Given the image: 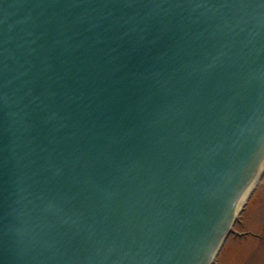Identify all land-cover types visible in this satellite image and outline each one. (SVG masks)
Returning <instances> with one entry per match:
<instances>
[{
  "label": "water",
  "instance_id": "obj_1",
  "mask_svg": "<svg viewBox=\"0 0 264 264\" xmlns=\"http://www.w3.org/2000/svg\"><path fill=\"white\" fill-rule=\"evenodd\" d=\"M263 161L264 0H0V264H211Z\"/></svg>",
  "mask_w": 264,
  "mask_h": 264
},
{
  "label": "rangeland",
  "instance_id": "obj_2",
  "mask_svg": "<svg viewBox=\"0 0 264 264\" xmlns=\"http://www.w3.org/2000/svg\"><path fill=\"white\" fill-rule=\"evenodd\" d=\"M213 264H264V171Z\"/></svg>",
  "mask_w": 264,
  "mask_h": 264
},
{
  "label": "bare ground",
  "instance_id": "obj_3",
  "mask_svg": "<svg viewBox=\"0 0 264 264\" xmlns=\"http://www.w3.org/2000/svg\"><path fill=\"white\" fill-rule=\"evenodd\" d=\"M263 170H264V161H263L262 166L260 168V172L254 178V180L252 181L250 186L246 189V191L242 194V196H241V198H240V200L238 202L237 208H236L235 217L238 214V212L241 210L242 206L244 205L249 193L251 192V190H253L255 184L257 183V179H258L259 175L263 172ZM220 245H221V243L219 244V246H218V244L215 246V250H214V254L213 255L216 254V252L218 251V248L220 247Z\"/></svg>",
  "mask_w": 264,
  "mask_h": 264
}]
</instances>
